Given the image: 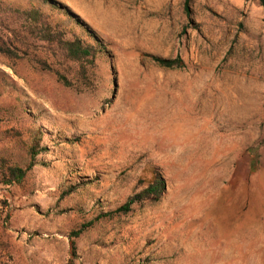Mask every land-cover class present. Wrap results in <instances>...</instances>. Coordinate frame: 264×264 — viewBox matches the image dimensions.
<instances>
[{
	"label": "rangeland",
	"instance_id": "obj_1",
	"mask_svg": "<svg viewBox=\"0 0 264 264\" xmlns=\"http://www.w3.org/2000/svg\"><path fill=\"white\" fill-rule=\"evenodd\" d=\"M51 1L71 15L45 9L52 24L104 51L79 82L33 39L29 58L0 56V264H67L70 233L91 222L74 264H264V7ZM37 139L47 153L33 163ZM32 163L22 185L2 183L7 166ZM154 170L159 202L96 221Z\"/></svg>",
	"mask_w": 264,
	"mask_h": 264
},
{
	"label": "trees",
	"instance_id": "obj_2",
	"mask_svg": "<svg viewBox=\"0 0 264 264\" xmlns=\"http://www.w3.org/2000/svg\"><path fill=\"white\" fill-rule=\"evenodd\" d=\"M29 6L23 7L8 3L6 0H0V56L10 61H22L29 58L28 41L33 39L49 49L53 50L55 55L68 64L69 68L73 65L79 77L78 82L86 80V68L91 66L104 49L89 45L83 39L73 32L65 30L60 24H52V15L47 14L45 9L59 10L68 16V12L58 6L51 0H27ZM190 0H185L184 10L189 14ZM259 6L264 7V0H257ZM153 62L160 68L167 70L184 69V61L177 57L174 59H165L152 56ZM58 82L67 89H74V84L66 75L56 72ZM47 153L46 148L40 146V140H36L29 149V155L34 163L36 157ZM30 164L27 169L17 165L7 166L3 171L2 183L6 186L22 185L28 172L34 164ZM152 178L148 186L138 194L130 197L125 204L116 210L100 215L96 221L112 220L116 217H126L135 211V207H142L146 204H155L160 201L166 191V182L161 174L152 171ZM78 187H71L64 194L65 196L75 192ZM93 225V223L82 225L69 235V258L67 264H74L77 259V242L81 236Z\"/></svg>",
	"mask_w": 264,
	"mask_h": 264
}]
</instances>
